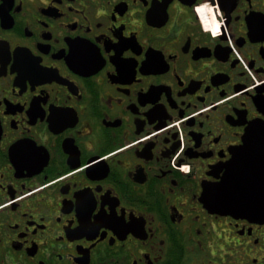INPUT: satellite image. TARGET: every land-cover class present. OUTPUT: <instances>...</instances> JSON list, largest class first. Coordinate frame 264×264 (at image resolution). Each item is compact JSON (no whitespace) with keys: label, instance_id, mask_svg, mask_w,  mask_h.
Wrapping results in <instances>:
<instances>
[{"label":"flooded vegetation","instance_id":"1","mask_svg":"<svg viewBox=\"0 0 264 264\" xmlns=\"http://www.w3.org/2000/svg\"><path fill=\"white\" fill-rule=\"evenodd\" d=\"M0 264H264V0H0Z\"/></svg>","mask_w":264,"mask_h":264}]
</instances>
